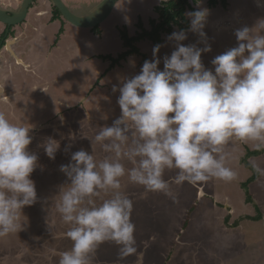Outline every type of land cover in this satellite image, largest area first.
Segmentation results:
<instances>
[{"label":"rangeland","instance_id":"374dc122","mask_svg":"<svg viewBox=\"0 0 264 264\" xmlns=\"http://www.w3.org/2000/svg\"><path fill=\"white\" fill-rule=\"evenodd\" d=\"M77 1L82 2L73 0L72 5L82 8ZM158 2L117 0L108 17L98 24V33L97 29L65 23L58 35V25H48L47 17L37 19L30 14L32 24L14 26L17 35L9 36L0 45L3 59L12 62L14 68L13 72L5 71L0 76L3 86L0 112L14 124L31 127L29 134L33 139L28 150L39 158L38 167L31 174L39 199L22 209L25 216L22 214L21 220L27 219L22 230L0 236V264H59L61 253L71 249L73 242L66 236L71 225L63 222L57 210L60 187L64 185L66 189L69 186L66 183H70L59 170L60 165L70 161L64 145L73 133L76 140L72 142V151L83 148L98 162L106 157L115 159L114 153H106L94 137L120 115L117 104L120 93L112 91L113 85L138 74L143 62L152 59L155 44L148 40L135 43L140 53L131 54L118 64H112V59L103 60L100 55L115 58L125 50L120 31L125 29L129 36L138 34L139 19L148 29L150 18H156L153 6ZM227 3L226 7L220 3L208 7L204 0L196 4L197 8L210 10L205 32L212 50L202 53V61L208 68L213 67L210 62L216 55L237 45L236 37L221 35V28L230 26L231 18L235 23L241 22L238 26L241 28L253 26L258 18L264 17L260 5L264 0ZM35 5L42 6V2ZM175 30L180 28L174 27L161 35L159 44L163 46L158 53L161 70L163 56L173 50L166 37ZM21 33L27 34L26 38ZM197 39L189 32L182 43H194ZM14 52H19L22 64L13 60ZM130 61L135 62L134 66ZM49 136L61 141L55 160L49 159L42 147ZM246 148L257 149L253 142L238 139L226 146L230 154L228 166L236 172L234 180L212 178L195 185L171 183V196L147 191L132 183L127 175L122 177L121 191L133 201L131 219L136 226L137 253L121 257L119 246L106 241L96 250L92 264H136L140 254L143 264H264V175L259 173L244 190L241 184L252 170L240 160L246 156L247 162L264 169V153L249 155ZM122 163L126 168L133 167L126 159ZM177 171L166 170L164 178L171 182ZM245 191H249L251 202L246 201ZM111 194V190L101 193L96 203ZM259 212L260 219L252 218Z\"/></svg>","mask_w":264,"mask_h":264},{"label":"clouds","instance_id":"9594fccd","mask_svg":"<svg viewBox=\"0 0 264 264\" xmlns=\"http://www.w3.org/2000/svg\"><path fill=\"white\" fill-rule=\"evenodd\" d=\"M103 2L95 0L90 14L98 12ZM201 3L197 0V5ZM209 14L206 7L186 13L188 28L166 37L173 50L163 56L162 70L158 53L163 45L156 44L152 59L143 62L138 74L113 85L112 91L120 93V115L94 140L115 159L98 162L83 148L72 151L76 135H68L64 151L70 153V161L59 170L70 183L66 189L60 187L57 210L71 225L66 236L73 243L61 253L59 264H92L106 241L119 246L121 257L137 253L133 201L121 191L125 175L147 191L171 196V183L234 180L236 172L228 166L230 154L225 150L234 139L251 141L257 149L264 145V17L253 26L235 29L237 45L216 55L208 68L202 53L212 50L205 32ZM189 32L198 39L182 43ZM13 35L12 31L9 36ZM30 130L0 112V236L22 230L27 222L21 220L22 209L39 199L31 178L39 158L28 150ZM42 147L55 160L61 141L49 136ZM124 159L133 167L126 168ZM253 167L264 175V169ZM172 169L178 171L170 182L164 174ZM109 190L111 196L97 204L101 193ZM136 264H143L142 254Z\"/></svg>","mask_w":264,"mask_h":264},{"label":"trees","instance_id":"16d2710c","mask_svg":"<svg viewBox=\"0 0 264 264\" xmlns=\"http://www.w3.org/2000/svg\"><path fill=\"white\" fill-rule=\"evenodd\" d=\"M203 1V0H202ZM208 7H215L217 4H221L222 6H226L228 0H204ZM197 0H159L158 3L154 4L153 8L156 14V18H150V27L145 29L140 21H137L138 26L141 28V31L133 36H129L125 29L120 31V37L125 46V50L117 55V57L109 56V55H100L103 60L112 59V64H118L121 60L126 58L131 54H139V50L135 43H138L143 40H148L153 42V44H159L162 41V34L169 33L172 28L178 27L180 29H187L189 26V20L187 18L186 13L190 11L197 10L196 7ZM52 8V16L51 21L58 20L61 25L58 29V35L63 32L64 24L67 22L65 18L61 15L60 11L55 5H51ZM92 29H97L98 33V25H95ZM12 35V34H11ZM6 38L0 39V45L4 44ZM58 40L55 39L54 44ZM246 151L249 155H257L260 153H264V148L260 147L259 149H250L246 148ZM246 155V154H245ZM247 168L252 170L251 175L242 182V187L246 190L247 186L254 180L259 177V172L256 171V168L249 162H247V157L243 156L240 159ZM246 193V201L251 202L252 198L249 191H245ZM260 212L252 217L254 219H260Z\"/></svg>","mask_w":264,"mask_h":264},{"label":"water","instance_id":"95a60500","mask_svg":"<svg viewBox=\"0 0 264 264\" xmlns=\"http://www.w3.org/2000/svg\"><path fill=\"white\" fill-rule=\"evenodd\" d=\"M33 0H21L19 5L14 7L3 6L0 4V21L10 27L16 25L24 19L27 9ZM62 16L71 24L82 27L92 28L104 21L113 10L117 0H104L99 6V11L91 13L95 7V1L79 3L82 8L71 7L70 3H65L63 0H51Z\"/></svg>","mask_w":264,"mask_h":264},{"label":"crops","instance_id":"0c3cea01","mask_svg":"<svg viewBox=\"0 0 264 264\" xmlns=\"http://www.w3.org/2000/svg\"><path fill=\"white\" fill-rule=\"evenodd\" d=\"M69 1H71L72 3H73V0H69ZM229 1V0H228ZM260 1H262V0H260ZM1 2H3V0L2 1H0V3ZM83 2H85V1H83ZM86 2H88V1H86ZM49 3H47L46 5H42V6H39V5H33L29 10H28V12H27V14H26V16H25V18H26V22H28L29 24H32V22H31V20L30 19H28L29 18V15L30 14H32V16H34L35 18H37V19H41V18H46L47 17V19H46V21H47V23H48V25H54L55 27L58 25L59 27H60V25H61V23H60V21H58V20H54V21H51V12H50V9H51V6L50 5H48ZM227 5H228V3H227ZM226 5V6H227ZM261 5V7H263L264 8V3H262V4H260ZM39 6V7H38ZM225 6V7H226ZM44 11V12H43ZM31 16V17H32ZM231 20H232V22H230V26H225L224 28H221V27H219V28H221L222 29V32H221V35H223L224 33H225V35L226 36H232V37H235V35H234V31H235V29H237L238 28V26L241 24V22L240 23H235V20L234 19H232L231 18ZM26 22L24 23V24H26ZM31 22V23H30ZM66 23H68V22H66ZM65 25V24H64ZM14 26H16V27H19L20 26V24H17V25H14ZM13 26V27H14ZM4 27H5V24L4 23H2L1 21H0V37L2 36V32H3V29H4ZM12 27V28H13ZM219 28H218V30H219ZM12 31H13V33L15 34V35H17L16 34V32H15V30H13L12 29ZM228 31V34L226 33ZM229 31H232V33H229ZM18 33V32H17ZM21 35V37L22 38H26V36H27V34H23L22 35V33L20 34ZM37 35V34H36ZM39 35V37H41V34H38ZM229 36V37H230ZM20 36H18V37H16V38H19ZM15 53V55H13L12 56V58H13V60H16V58H17V56L20 58L21 56L20 55H18L19 54V52H17L18 54H16V52H14ZM5 55V54H4ZM4 56H2L1 54H0V76H1V74H2V72H7V73H9V71H12L13 72V70H14V68H13V64H12V62H6L4 59ZM23 59V58H22ZM20 60H21V58H20ZM17 62V61H16ZM14 66H16V65H14ZM5 67V68H4ZM1 80V79H0ZM0 87H2V90H3V86H2V84H1V82H0ZM29 87H32V86H30L29 85ZM34 87V86H33ZM38 87H39V85H38ZM253 220V219H252Z\"/></svg>","mask_w":264,"mask_h":264},{"label":"flooded vegetation","instance_id":"af4514ba","mask_svg":"<svg viewBox=\"0 0 264 264\" xmlns=\"http://www.w3.org/2000/svg\"><path fill=\"white\" fill-rule=\"evenodd\" d=\"M7 2H5V0H3V6H9V7H14V8H16L18 5H19V3L21 2V0H14L15 2H13V1H11V0H6ZM37 1H40V2H42V5H46L47 3H49L48 5H52V2H51V0H33L31 3H30V5H29V7H28V9H27V12H28V10L34 5V4H36V2ZM65 3H72L71 1H69V0H63ZM84 0H82V2H83ZM79 2H81V1H77V5H79ZM72 7V6H71ZM74 7V6H73ZM27 12H26V14H27ZM44 12V11H43ZM50 12H51V16H52V8L50 9ZM62 15V14H61ZM26 16V15H25ZM26 22V18L24 17V19H22L21 20V22H19L18 24H22V23H25ZM12 27H13V25L12 26H10L9 28H7V25L5 24V27H4V29H3V32H2V36L0 37V39L1 38H6V37H8L9 35H10V33L12 32ZM28 43V42H27ZM28 47H31V44L29 43V45H28Z\"/></svg>","mask_w":264,"mask_h":264},{"label":"bare ground","instance_id":"6f19581e","mask_svg":"<svg viewBox=\"0 0 264 264\" xmlns=\"http://www.w3.org/2000/svg\"><path fill=\"white\" fill-rule=\"evenodd\" d=\"M29 104V103H28ZM32 108V107H31Z\"/></svg>","mask_w":264,"mask_h":264}]
</instances>
